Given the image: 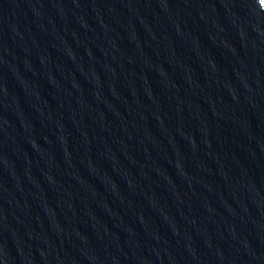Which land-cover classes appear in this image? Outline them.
Masks as SVG:
<instances>
[{"label": "water", "instance_id": "1", "mask_svg": "<svg viewBox=\"0 0 264 264\" xmlns=\"http://www.w3.org/2000/svg\"><path fill=\"white\" fill-rule=\"evenodd\" d=\"M0 264H264V0H0Z\"/></svg>", "mask_w": 264, "mask_h": 264}]
</instances>
